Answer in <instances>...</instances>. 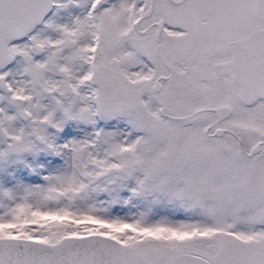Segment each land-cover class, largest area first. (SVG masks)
<instances>
[{"label": "snow or ice", "instance_id": "obj_1", "mask_svg": "<svg viewBox=\"0 0 264 264\" xmlns=\"http://www.w3.org/2000/svg\"><path fill=\"white\" fill-rule=\"evenodd\" d=\"M0 264H264V0H0Z\"/></svg>", "mask_w": 264, "mask_h": 264}]
</instances>
